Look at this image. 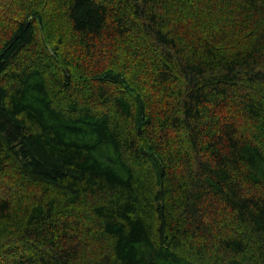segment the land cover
<instances>
[{
	"label": "trees",
	"instance_id": "1",
	"mask_svg": "<svg viewBox=\"0 0 264 264\" xmlns=\"http://www.w3.org/2000/svg\"><path fill=\"white\" fill-rule=\"evenodd\" d=\"M0 264H264V0H0Z\"/></svg>",
	"mask_w": 264,
	"mask_h": 264
}]
</instances>
